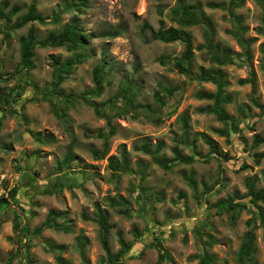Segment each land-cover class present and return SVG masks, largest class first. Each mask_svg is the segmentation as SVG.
I'll use <instances>...</instances> for the list:
<instances>
[{"label":"rangeland","instance_id":"rangeland-1","mask_svg":"<svg viewBox=\"0 0 264 264\" xmlns=\"http://www.w3.org/2000/svg\"><path fill=\"white\" fill-rule=\"evenodd\" d=\"M3 3L7 4L5 15L13 7L18 13L8 26L5 18L0 19V198L8 203L0 210V264H59V259L65 264H110L99 240L98 214L108 217L111 254L119 250L117 233L131 245L121 264H199L200 255L213 257V264H238L237 254L251 219L255 253L253 262L247 264H264L260 217L251 207L232 213L217 206L228 200L252 205L246 197V184L254 181L256 189L264 185V158L258 164L254 160L255 154L264 155V34L260 32L264 26L255 1L89 0L81 12L71 8L80 0H0V7ZM195 3L201 4L214 41L232 53L234 65H211L206 51L195 50L204 43L205 28L182 27L176 21L174 8ZM32 4L43 17L59 16V23H31L19 30L10 29ZM210 4L220 6L210 8ZM72 22L90 39L87 49L77 53L83 62L61 85L76 99L68 103L51 95V58L64 63L75 54L63 47H37L35 67L24 73L19 39L32 27L37 40L42 41ZM143 24L153 31L171 27L191 36L193 76L201 69L220 71L226 83L222 95L229 99L220 107L232 118L230 124L200 112L214 101L197 95H215V85L189 80L171 64L157 62L160 56L180 57L184 45L152 42L150 31L146 32L149 42L144 43ZM113 29L121 30V35L103 36ZM242 43H249L254 91L250 84H239L251 79ZM101 63L105 64L103 92L99 97L85 95L93 90V69ZM121 87L129 88L135 104L143 108L121 109ZM14 91H19L18 97ZM10 92L7 103L2 99ZM154 93L162 96L163 105L155 101ZM87 101L111 116L109 126ZM55 110L60 115L63 112L61 118L56 117ZM184 117L188 142L197 138L193 147L182 143ZM199 135L216 143L217 158ZM257 139L260 144L256 147ZM144 142L157 159L169 165L168 169L135 149ZM157 145L160 151L156 153ZM96 151L100 159L94 155ZM122 151L130 170L113 175L109 160L119 162ZM14 189L16 194L11 199L9 193ZM110 200L119 205L110 206ZM256 206L264 213V203ZM50 211L63 213L57 223L69 228V233L47 229L33 234ZM16 214L28 233L15 229ZM18 236L22 237L21 245ZM155 238H159L163 254L169 256L161 263L152 247ZM80 243L85 245L84 258ZM47 245L63 250L51 252Z\"/></svg>","mask_w":264,"mask_h":264},{"label":"trees","instance_id":"trees-1","mask_svg":"<svg viewBox=\"0 0 264 264\" xmlns=\"http://www.w3.org/2000/svg\"><path fill=\"white\" fill-rule=\"evenodd\" d=\"M255 3L260 7L262 11V24L264 26V0H253ZM89 0H80V3L78 5H72L71 8L75 9L77 12H81L82 8H86ZM220 5H214L210 4V8H217ZM7 8V4L3 3L0 7V19L5 18V24L7 23V26L11 22V18L15 16L18 13V9L13 7L8 15H5L3 12ZM174 17L176 18V21L180 26L182 27H194V26H203L205 28V31L203 33L204 43L201 45H198L195 50L197 51H206V60L214 66L217 67H225L227 65H234L235 61L233 59L232 53L228 49H222L219 44H217L214 41V34L213 30L211 28V25L204 17L202 6L200 3H195L192 5H181L173 9ZM31 23H38L40 25H47V24H58L59 23V16L55 15L51 19L47 17H43L37 12L35 4H32L29 6L27 12L20 16L15 23H13L9 28L19 30L23 27H25L28 24ZM150 31L151 34V41L152 42H161L165 44L169 43H175V42H181L184 45V51L181 54L180 57H169V56H160L157 59V62L160 65H165L166 63L171 64L172 69L175 70L179 75H182L189 80L192 81H198L201 83H211L217 87V92L215 95L213 94H206V93H200L198 94V98L203 100H209L214 101V104L212 106H207L204 109H201L200 112L207 113L214 115L218 121L224 123V124H230L232 122V118H229L223 109L220 107V105L224 102H228L229 99L227 97H223L222 90L225 87V82L223 78L220 76V71L214 72L212 70L205 71L202 70L200 73L194 77L193 71H192V62H193V52L194 49L192 47V40L191 36L187 34L186 32L182 30H177L174 28H159L157 31H153L150 29L149 25L143 24L141 27V34L143 37L144 43H148V38L146 37V32ZM260 32L264 34V29H260ZM121 35V30L119 29H113L112 31L107 32L105 35L106 37L110 38H117ZM90 39V36L84 35L81 33L79 28L77 27L76 22H72L62 28V30L58 33H49L46 38H44L42 41L37 40V34L34 28L30 27L26 33L25 36L20 37V68L24 70V73H28L32 71L35 67L34 65V50L35 48H65L68 52L75 54L72 58L62 63L60 59L58 58H51L52 65H53V72H52V80H51V95H54L58 98H60L63 101H66L68 103H73L76 101V99L66 94L62 89L61 85L63 82L72 74L73 69L81 64L83 62V57L79 54H77L79 51H85L87 49L86 42ZM249 43H242L243 50H244V56L246 58L245 60V66L247 67V70L249 71V74L251 76L250 80H241L239 84H250L252 87V90H255V75L252 71V65L250 63V54L247 49ZM105 72V64L101 63L94 67L93 73H92V82H93V90L89 93H86L85 95H93L96 97H99L103 92V74ZM21 90V89H17ZM13 92V91H12ZM12 92H10L7 97L3 98V101H10ZM170 93H172L171 90H169ZM14 94L19 96V91H14ZM121 94V106L120 108L125 110L127 108H130L131 110H137L139 108H143L140 105L135 104V97L133 94H131L129 88L121 87L120 89ZM154 99L155 101L163 105L162 96L159 93H154ZM12 101H15L13 98ZM90 107L93 108L94 113L96 116L103 118L106 120L108 126L111 123V116L107 115L104 111H102L95 103L91 101L86 102ZM56 108V107H54ZM56 117L62 116V113L60 115V112L54 111ZM183 123V139L182 143L188 147H193L192 142H195L197 140L193 139L191 144L187 140V128H188V121L184 117L182 118ZM233 132V131H232ZM235 133V132H234ZM221 134H225L221 132ZM226 135V134H225ZM227 136H229V133H227ZM199 138L209 147L211 154L213 157L217 158L219 155V149L218 146L214 141L207 138L205 135H199ZM38 142H40V139H36ZM260 144V140H255V146L257 147ZM135 149L139 152L144 153L145 155H151L153 157V161L156 165L166 168H169V165L167 163H164V161H161L155 157L154 153H152L150 146L148 143L144 142L139 147H135ZM156 153L160 151V147L157 145L156 147ZM94 155H96L97 159L101 158L100 153L97 151L94 152ZM68 157L65 158L67 160ZM264 158V155L262 154H255L254 160L255 163L258 164L262 159ZM190 161H193V158L189 159ZM245 167V166H244ZM109 168L111 169L113 175L120 173H124L129 171V160L126 157L125 153L122 151L121 153V160L118 162L113 158H110L109 160ZM190 184L194 188V183L190 179ZM263 182H264V172H263ZM247 187V195L246 197L250 198L252 205H246V204H240V203H234L232 200H228L225 202L217 203V206L220 208H226L230 212L235 213L238 210L243 209H249L250 207L253 209L254 214L258 215L261 219V223L264 225V213L256 206L258 203H264V185L261 189L255 188L254 181L248 182L246 184ZM16 194V189L12 190L9 193V198L13 199ZM122 203H124V200L120 198ZM8 205L7 199L2 197L0 198V210L1 208H6ZM110 206L115 207L119 205V203H115L113 200H110L109 203ZM126 214V212H124ZM63 217V213H60L58 211H50L44 220L43 224L37 228L34 229L33 234L34 235H40L44 230L52 229L54 231H63L65 233H69V228H62L58 223L57 220ZM16 221H15V229H20V234H26L28 233L27 226H22L21 217L19 214H16ZM96 224L99 227V240L101 247L103 251L106 254V259L108 263L110 264H121L122 261L128 256L131 250V245L124 242L123 237L120 233H117V240L119 245V250L111 254L109 251V231L110 226L108 223V217L104 214H98L97 218L95 219ZM247 226L250 228L245 234L242 239V243L239 249V252L237 254V262L238 264H247L253 262V255L255 253V230L253 228L254 220L251 219L247 221ZM18 243L21 245L22 243V237L18 236ZM155 243L152 244V247L156 248L158 251V259L161 262L164 261L165 257H168V255L163 254V248L161 245V242L159 238L154 239ZM49 248L46 250L54 252V251H62L63 247L60 246H53V245H47ZM84 247L85 245L83 243H80L78 245V248L80 250V255L82 258H84ZM24 258L21 256V260ZM171 260V259H170ZM214 258L209 257L207 255H200L199 264H213ZM59 264H65L62 259H59ZM9 264V263H7ZM26 264H31L29 261L26 262Z\"/></svg>","mask_w":264,"mask_h":264}]
</instances>
